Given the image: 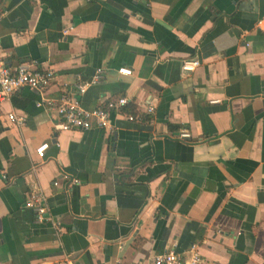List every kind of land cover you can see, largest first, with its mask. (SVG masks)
<instances>
[{
  "label": "crops",
  "instance_id": "obj_1",
  "mask_svg": "<svg viewBox=\"0 0 264 264\" xmlns=\"http://www.w3.org/2000/svg\"><path fill=\"white\" fill-rule=\"evenodd\" d=\"M0 48L11 69L56 75L0 104V264H133L192 245L206 264H264V0H0ZM65 96L133 111L60 132ZM34 190L50 222L26 207Z\"/></svg>",
  "mask_w": 264,
  "mask_h": 264
},
{
  "label": "built area",
  "instance_id": "obj_2",
  "mask_svg": "<svg viewBox=\"0 0 264 264\" xmlns=\"http://www.w3.org/2000/svg\"><path fill=\"white\" fill-rule=\"evenodd\" d=\"M200 65L198 60L185 61L182 64L184 72H194ZM121 75H131V70L119 69ZM105 76V69L98 68L95 76L88 83H82L79 80L75 83V88L79 96L84 95L90 86L97 85L102 82ZM56 75L53 70L39 69L35 63H21L14 69H11L5 61V54L0 48V104L7 102L15 93L24 88L37 90L45 93L50 89ZM212 103H216L212 102ZM127 98H119L117 100L108 101L105 105L95 108L86 109L81 101L77 98L65 96L60 99L56 106L57 123L55 129L60 132H68L73 130L89 131L93 128L111 129L113 127L112 115H122V110L127 107ZM37 107H43V104H37ZM154 108H150L149 112H153ZM7 119L18 126L24 125V120L18 118L14 113H10ZM126 119L133 121V115H127ZM182 139H189L190 134L187 130L180 133ZM47 145L38 150L39 155L43 156V151ZM26 207L33 210L36 220L39 223L50 222L48 207L45 197L38 190H34L26 203ZM115 264H122L116 262ZM133 264H206L199 252L197 245H192L188 250L180 252L172 250L163 254L154 256L149 260H138Z\"/></svg>",
  "mask_w": 264,
  "mask_h": 264
},
{
  "label": "trees",
  "instance_id": "obj_3",
  "mask_svg": "<svg viewBox=\"0 0 264 264\" xmlns=\"http://www.w3.org/2000/svg\"><path fill=\"white\" fill-rule=\"evenodd\" d=\"M127 107H128V106H127ZM128 110H129V111H133V109H132V108H130V106L128 107Z\"/></svg>",
  "mask_w": 264,
  "mask_h": 264
},
{
  "label": "water",
  "instance_id": "obj_4",
  "mask_svg": "<svg viewBox=\"0 0 264 264\" xmlns=\"http://www.w3.org/2000/svg\"><path fill=\"white\" fill-rule=\"evenodd\" d=\"M127 247H129V245H127Z\"/></svg>",
  "mask_w": 264,
  "mask_h": 264
}]
</instances>
